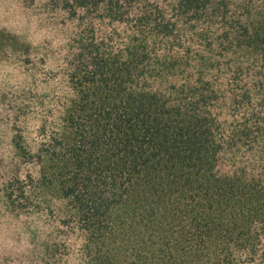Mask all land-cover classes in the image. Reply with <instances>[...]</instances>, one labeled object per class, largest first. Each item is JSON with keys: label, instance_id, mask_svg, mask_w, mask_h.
I'll return each mask as SVG.
<instances>
[{"label": "trees", "instance_id": "obj_1", "mask_svg": "<svg viewBox=\"0 0 264 264\" xmlns=\"http://www.w3.org/2000/svg\"><path fill=\"white\" fill-rule=\"evenodd\" d=\"M0 264H264V0H0Z\"/></svg>", "mask_w": 264, "mask_h": 264}]
</instances>
